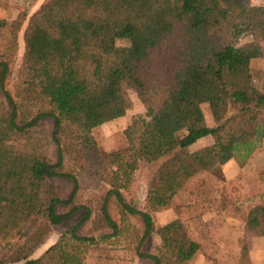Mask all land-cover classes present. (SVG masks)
Listing matches in <instances>:
<instances>
[{
    "label": "trees",
    "instance_id": "1",
    "mask_svg": "<svg viewBox=\"0 0 264 264\" xmlns=\"http://www.w3.org/2000/svg\"><path fill=\"white\" fill-rule=\"evenodd\" d=\"M6 26L0 19V32ZM12 26L9 52L0 54V264L193 260L213 191L225 207L234 203L232 186L214 190L207 179L222 177L232 160L244 167L264 142V88L252 69L264 54V6L46 0L28 19L14 79L24 22ZM120 39L130 45L117 46ZM124 84L145 113L125 129L124 147L106 152L92 134L126 115ZM204 105L214 127L205 124ZM156 163L145 202L172 201L177 212L161 226L134 192L141 167ZM246 227L264 239V202L249 211ZM58 229L57 242L35 257ZM237 264H253L247 247Z\"/></svg>",
    "mask_w": 264,
    "mask_h": 264
},
{
    "label": "rangeland",
    "instance_id": "2",
    "mask_svg": "<svg viewBox=\"0 0 264 264\" xmlns=\"http://www.w3.org/2000/svg\"><path fill=\"white\" fill-rule=\"evenodd\" d=\"M46 0H0V19L6 20L7 26L0 32V54H7L10 49L12 24L15 21H23L24 26L19 35V54L13 67L12 79L16 78L21 65L24 53L23 33L28 23L29 17ZM250 6H264V0H247ZM130 45L129 39H120L117 46L127 47ZM254 81L259 89L264 88V54L263 57L252 65ZM124 95L127 101V113L124 117L109 122L93 131V138L103 151H114L124 147L125 129L132 121L145 113V107L138 99L137 93L129 84H124ZM206 121L209 127H214L215 123L210 116L208 105L203 106ZM44 125L51 130L53 123L51 120L44 122ZM207 143L202 140L187 150L193 152L204 147ZM53 157L56 158V149L53 150ZM159 164L143 165L138 172L136 185L134 187L135 201L138 208L151 213L158 226L166 225L177 217L174 203L167 201L162 204H146L147 183L151 173ZM222 177H210L207 182L220 184V191L223 186H228L229 193L233 200L227 207L222 200V195H218L214 203H208L202 207V214L207 227L206 237L202 238V249L193 260L187 264H237L241 251L247 247L248 251H253V264H264V239L258 241L255 233L246 227V219L249 211L256 205L264 202V142L254 152L244 167H240L238 161L232 160L221 169ZM226 181V182H225ZM236 189V190H235ZM219 191V193H220ZM223 207V210H222ZM111 212L116 216L114 208ZM62 230H56L49 240L36 252L35 257L42 255L51 245L57 242ZM256 242H259L258 244ZM158 244V236L153 235L146 243L148 251L154 252ZM135 264H152L150 261L137 260Z\"/></svg>",
    "mask_w": 264,
    "mask_h": 264
},
{
    "label": "crops",
    "instance_id": "3",
    "mask_svg": "<svg viewBox=\"0 0 264 264\" xmlns=\"http://www.w3.org/2000/svg\"><path fill=\"white\" fill-rule=\"evenodd\" d=\"M263 240V239H262ZM258 241L260 242V243H262L261 242V240L258 238ZM259 242H256L257 244L259 243ZM264 251V250H263ZM251 258L253 259V262H254V257H253V251L251 250Z\"/></svg>",
    "mask_w": 264,
    "mask_h": 264
}]
</instances>
